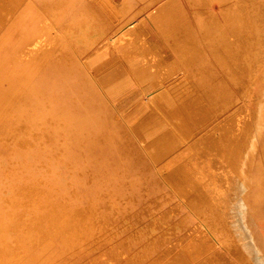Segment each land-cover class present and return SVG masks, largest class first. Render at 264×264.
<instances>
[{"label": "rangeland", "instance_id": "374dc122", "mask_svg": "<svg viewBox=\"0 0 264 264\" xmlns=\"http://www.w3.org/2000/svg\"><path fill=\"white\" fill-rule=\"evenodd\" d=\"M23 1L25 3L26 0H22L21 2ZM41 1L42 0H40V2ZM43 1L45 2L48 0ZM53 1L54 0H50L49 2ZM63 1L67 4L71 0L67 2L66 0ZM73 1L79 3L77 0ZM126 1L128 0H94L92 4L95 11H87L88 14L91 13L90 17H87L88 14L82 15V13H80V8H78L79 4L75 2H70L69 4H72L70 6H68V4L64 6L70 9H68L67 11L69 12H67L65 11L66 9L63 8L68 15L66 13L64 16L65 12H60L57 9V11L63 13V15H58L59 12L57 13L56 19H59L61 17L60 15L63 16L57 20L58 25L59 21L63 23L60 24L61 27L60 25H56L57 28H62L63 26V28H65L66 25L70 24V22L68 24L65 23V21H67L66 19L69 21L71 19L70 17L75 14L78 15V13L81 15L79 14L78 17H76L77 15L72 17L71 22L74 20L77 21L76 19L79 20L85 16L87 19H90L91 22L96 21L95 25H97V28L103 25L101 28L105 33H103L102 40H99L100 43L96 45L97 52L88 50V52L85 53L87 55H84V57L82 55L78 56V61L81 63L80 65L77 63L78 61L75 62L79 66H82L87 59L88 62H92L91 66L94 68L91 66L87 69L82 67V71H86L84 72V76L87 78H83V72L79 71V67L78 71L80 73H78L76 68L77 64L75 66L73 62V64H70L72 67L68 65L69 69H73L75 66V70L71 71L68 70L67 64H65L66 61H63L66 65L64 66L61 60L57 61L54 57L53 59L50 58V60L55 61L50 62L49 59L47 60L48 67H43L46 66V64H40L41 62H38V65H40L39 67L36 65V62L35 64L30 63L31 65L33 64L32 66L34 67H26V64L29 65V62L24 63L20 57L19 59L21 60L17 58L20 54L19 50H17L19 53L14 50L13 54H15L13 57V50L11 49L16 48H9V46H13L12 43L16 42L18 45L20 43L19 48H21L23 43L30 38V34L32 35V31H29L30 29L33 30L34 28L33 34L36 32L35 29H37L38 32L40 23L38 22L39 19L35 17H38L39 14L36 13V10H30L28 8V10L24 12V7H21L23 8L22 10L20 7L18 10L15 9L13 12L14 14L10 13L12 15L7 14L8 21L14 18L12 17L13 15L17 16L15 17L17 20L12 19L17 21L15 23H18V25L16 24V29H18L17 26L20 24L27 25V27H22L20 25L21 29L19 27L18 30L13 32V36L16 33V36H14L15 40L12 36L9 38L10 40L7 39L9 44L10 42L12 43L9 46L8 43H5L7 49L4 47L3 53L1 51L2 55L0 54V60L3 61H0V67L6 66L4 64H7L6 67H8V70L5 69L6 67H3V72L0 71V78L2 79L4 75H7V79L10 80L12 78V82L8 80L9 83H11L10 85L3 78L1 81H4H0V83H3L2 85L6 87L8 85V89L10 86H14V92L17 91V95H15V93L12 95L11 93L12 97L16 96L22 99L24 96L23 93L25 92L24 94L26 96L28 94L27 92L31 89L27 81H25L28 79L25 75L29 71L28 69L31 67L30 70L33 71V68L35 70L36 67L35 71L39 69L41 73L47 71L46 74H44L46 76L39 72L42 75L40 78L46 77V79L43 78L42 81L39 80L40 74L37 72L39 76L37 75L36 82L40 83L41 86L46 84L54 91L55 88H57L58 91L60 90L58 95L62 93L64 96L62 94L59 96L62 99L65 97L64 101H66V96L69 97L68 100L63 103L62 107L65 106L69 108L72 102V108L79 107L82 109L83 106V108L87 107V112L91 113V116L94 117V122H92L95 123V127L88 124L89 128L87 127L88 129L86 130L90 135L81 136L82 138L80 135L76 137L69 135L71 138L68 139L67 137L69 136L62 138L61 136H63V133L55 131L56 133L54 132L53 138L58 137L55 138L57 141L54 140L53 143H42L45 138L42 134L47 128L40 127L36 129V132H39L38 135H40V139L42 138V142H40L39 136L31 134L32 132L28 130V127L23 128L25 131L21 130L22 128L20 127L23 125L21 122H23L24 119L22 117L24 116L20 113L19 115L16 114L17 120L14 115L15 112L14 114L13 112L4 113L10 118L6 117L9 119L7 123L10 126L6 123L5 115H2L5 118L2 121L1 119L3 117L1 116V125L2 123L7 125L5 126L6 129L4 125H2L3 127L0 126V250L2 251V253H0V263L10 264L9 260H11V257L15 256L14 252L17 249L16 247H18L17 244H20L19 246L21 248L19 254L23 253L24 250H28L27 247L29 246V249L32 246L35 249L38 248L41 242L35 241L34 243H28L31 242L28 240L29 221L34 222L38 219H44L46 215L48 216V219L45 218L44 220L46 224L48 223L46 220L49 221V219H53L49 218L50 216L48 213L42 211V208H46L43 205H41L43 207H36L34 204H30L32 205L30 206L27 202H18L15 204L16 206H13L6 203L4 199L14 194L15 197H18L17 199L23 198V201H27L29 196L22 195V197L19 194L17 196V190L19 189V191H21L22 188V191H26L34 197L46 195L49 191H58L57 202L59 199V204L65 199L62 198L61 200V196L68 195L69 197H66L68 198L66 200H70V203L65 200L63 202H68L70 204L68 205V203H66L68 206H71L70 210L72 209V214L77 216L80 212L83 215H87V218H84V220H87H85L87 228L83 229V231H86L83 232L80 231L82 228L78 230L77 227V229L74 227V231L72 232H75L74 236H79V238H75L72 232H69V235H71L73 239L70 238L71 241L68 240L69 243L65 242L66 246L64 245L63 237H57V233H55V236L52 235L50 238L55 241L54 249L49 253L43 252L40 261L39 259L36 260L38 264L43 260L45 262H41L40 264H252V260L240 259L238 251L241 250V245L236 238V233L233 232L229 219L221 214V211L216 206L212 205L213 202L209 200L207 194H205L200 187L194 186L192 183L190 185H184L182 183L183 177H189L187 173L176 174L175 172L172 173L164 170L162 167L163 161L156 160L149 146H156V143L159 145L163 143L161 141L162 139L167 136L170 137L171 135L174 139L178 140L176 143V145H179L177 146L178 149L185 147L195 139H204L211 147L212 153L217 156V159L219 158L221 162H223V165L226 163L229 169L237 176V180L243 184L241 199H243L245 209L248 213L251 230L255 237L264 241V0H194V2H192V0H180L183 9H181V11L177 9L176 11L170 10L169 12L174 16L173 18L177 17L178 20L183 18L185 23L187 22V24H185L187 27L185 31L193 32V36L197 41V44H194L193 47L188 44L190 40H187L188 43H186L187 38L184 39L178 36L179 38L176 37L178 39H175L174 33H184L179 27L184 26L181 20V22L179 21L176 24V20L172 21L174 22L172 24H153L154 21L151 18L156 13L155 9H158L161 4H164V2L168 0H151L155 2L149 8H144V6L147 1L150 0H129L128 4L130 5V10H127L125 6H123ZM36 2L40 3L39 1ZM42 2L40 4H42ZM100 5H108L110 8H106L108 11H98L97 8H99ZM73 8L75 10L78 8L80 12H78V10L75 11ZM19 9L21 11H19ZM32 11L35 14H33ZM182 13L185 14L181 16ZM26 14H28L29 17ZM22 15L27 17L25 18ZM177 15H179V17ZM32 16H34L33 19ZM171 17L172 16H170V19L173 20ZM19 19L22 23L19 22ZM25 19L28 21L24 22ZM73 23H71V27ZM79 23L80 22H78V25ZM173 24L174 27H172ZM10 25L11 24H9L8 27ZM78 25L74 24L73 29L81 27L82 24ZM0 27H3L0 28V32L5 30L3 25H0ZM139 27H144L143 30L147 33L143 35V39L147 44L146 46H159L161 54L160 56H154V59L151 58L152 55H149L144 58L139 57L138 60L145 58L149 60L153 59L154 65L149 72L156 74L155 77L158 78L153 80L154 83L149 81L137 83V81L131 77V80H134L137 84L131 82L128 86L111 96L101 87L98 80L108 74L117 65V67H125L121 63L123 61L122 56H126L125 51L129 49V45L135 46L136 34L132 31ZM23 29L29 32L26 33ZM19 30V34L21 31L25 32H23V36L25 34V37L18 34L17 31ZM93 31H96V29H90L88 31L90 33L88 41L95 37L92 34ZM52 33L56 35V31H52ZM17 34L19 35L18 39L20 41L17 39ZM26 35L29 36V38H26ZM12 38L13 41H11ZM72 39L77 43H83L82 40H77L76 37ZM179 39L182 40L180 41ZM107 42L111 43L108 44ZM119 45L121 46L119 47ZM105 47L108 48L106 49ZM5 51H7V53ZM5 54H8L9 58ZM12 57L14 58L13 61H11ZM6 58H8V60H6ZM9 60L11 64L7 62ZM15 60L18 62L21 61L23 64L14 62ZM147 60L143 63L145 64V68ZM3 62L5 63L3 64ZM12 62L15 63L14 65L17 67L14 69L21 70H13L14 66L12 67ZM56 62H61L62 65L59 63L56 67ZM16 63L18 64L16 65ZM100 63L103 64L101 65ZM18 65H21L22 68H19L21 66ZM103 65L105 66L103 67ZM53 67H61V69L56 71V68L54 69ZM101 67L103 70H101ZM9 68L16 72L11 71ZM259 68L263 70L261 75L257 70ZM23 69H25V73L22 71ZM98 69L100 71H97ZM65 70H68V72L66 73ZM9 71L12 73L10 74ZM50 71H52V74L49 73ZM55 71L60 73L55 76ZM96 71L98 72L97 75L95 74ZM63 72L65 74H63ZM72 72L77 75L75 74L73 76V74H71ZM1 73H3V77ZM48 73L50 74V81L49 76H47L49 75ZM69 73L73 80L69 76ZM53 74L55 77L58 76L59 78L52 77L51 75ZM17 75H20L18 76L19 79H17ZM20 77H23V80L27 84L21 81L22 79ZM67 77L69 80H67ZM16 79L18 80L16 85L19 87L18 89H16L13 84H16ZM80 79H83V81ZM87 79L89 80L88 82ZM51 80L52 82L55 81V85L57 84V86L54 84L52 85ZM58 81L62 89L59 88L60 85ZM92 81L94 82V86H96L95 88L92 86ZM61 82L66 84H61ZM79 82L80 86L83 85L84 87H79ZM83 82L84 84L89 83V86L88 84H82ZM68 84L72 85L71 89H69L71 85L69 86ZM85 86L88 87L85 88ZM22 87L27 88V90L28 88L30 89L27 91L26 89L23 90ZM92 90L97 92L94 93ZM12 91L13 90H11V92ZM21 92L22 94L20 95ZM89 93L91 96L86 98ZM78 94H81V96ZM28 95V97H30L32 94ZM101 95L103 99H100ZM248 95L250 96V98L247 99L249 103L248 101L246 103L245 97ZM79 96L80 99L83 98L85 101L83 99L80 100ZM90 97H93L94 101H92ZM91 101L92 108L90 107ZM101 101H104L106 104L104 102L101 103ZM148 101L150 102L148 103ZM11 103L12 102H10V104ZM97 103L99 106L96 105ZM12 105L16 107L14 104H11L10 107H12ZM23 106L25 107V105H22V108ZM40 106H42V104ZM104 107H106V109ZM88 109H91V111H88ZM110 110L113 113H111ZM109 112L114 115L112 116L113 122L116 120V122L122 121L126 124L123 131V127L122 125L120 127V124H118L117 127L111 126V115L108 116L106 114H110ZM247 114L250 115V119L247 121L244 120L241 129L238 130L236 127V118L238 116L244 118ZM11 118L15 119L12 120ZM17 121L21 123V125H17L18 127L20 126V131L18 127L15 126L18 124ZM12 122H16V124H14L15 130L17 128L18 130L16 131L20 134L22 133V135L19 134L21 136L20 139L26 142L27 139L34 136V139H36L34 140L32 138L33 140H31L34 143L37 141L40 143H30L32 145L30 148H33L34 151L31 150V152L30 148L26 147L28 143L18 138L19 136L16 134L18 132H16L14 128L13 133L16 134L14 137H12L14 135L13 133H11L12 135H10V137L6 135L12 132ZM24 123H28V121H24ZM8 126L11 128L8 130L9 132H6L5 130L9 129ZM73 127L75 130L79 129L75 124ZM118 127L121 129H117ZM32 128H34L33 130L35 131L36 126L30 129L32 130ZM42 128L44 129L43 131ZM55 128L59 130L57 127ZM111 128L112 130H110ZM242 128L247 129L248 132L241 133L240 131ZM80 129H82V127H80ZM113 131H118L120 133H115ZM3 132L5 134H3ZM26 132L31 135L28 133L26 134ZM40 132H42V134ZM46 132H49V129ZM24 133L26 136H24ZM2 135L7 141L1 139L3 138ZM63 141L65 143H63ZM35 145L39 146L34 148L36 147ZM178 149H175L176 152L179 151ZM91 170L95 171V174L93 171L90 172ZM85 174H87L88 177ZM10 175L12 176L10 177ZM8 176L11 179L5 180L4 178H8ZM92 177L94 180H92ZM8 181H10V184ZM73 187L74 189L76 188L75 192L74 189H72ZM66 188L67 190L71 188L69 190L71 193L66 191ZM62 189L63 191L65 189V193L69 192L70 195L69 193L64 194V192L60 193ZM59 204L57 203V206ZM38 207L41 208H39L41 211L38 210ZM35 209H37L36 212L38 213L39 211L41 215H38L39 213L37 214ZM46 211H48L47 208ZM37 216H40V218ZM77 217L68 216L67 218L78 220ZM63 218H65L63 220L67 219L66 216ZM78 218L80 222L81 218ZM78 221H76V224L79 226L80 224ZM61 228L59 232H61ZM206 229L212 233L215 239L209 237L210 234H208ZM81 234L86 236L83 237ZM196 235H203L208 241L207 247L211 249H205V254L200 257L198 261L191 263L190 261H192L193 257L191 258L188 253L189 256H187L186 252L183 251V241L188 239L191 240ZM39 239H37V241H39ZM74 239H78L77 243ZM80 239H82V241L79 243ZM72 241L75 242L77 247L80 246L81 249L79 248L78 250ZM179 241L180 243H178ZM26 244L28 245L26 246ZM176 244H180L181 247ZM63 245L65 247H63ZM69 246H74V249ZM62 248L64 249L62 250ZM65 251L66 254L64 253ZM2 254L3 256L1 257ZM10 255L11 257L9 258ZM24 255L25 254L20 255L19 258L24 257ZM211 257L215 258L212 259ZM7 258H9L8 261L6 260ZM37 262L35 263L37 264ZM27 263L31 264L32 262L27 261Z\"/></svg>", "mask_w": 264, "mask_h": 264}, {"label": "bare ground", "instance_id": "6f19581e", "mask_svg": "<svg viewBox=\"0 0 264 264\" xmlns=\"http://www.w3.org/2000/svg\"><path fill=\"white\" fill-rule=\"evenodd\" d=\"M22 0H0V25H3L4 27H5V30H3L2 32H0L1 33V35H0V39L2 40H0L1 42H0V54L2 55V53H3V50H4V47L6 48V44L8 43V46L12 43V42H10V44H9V42H7V39H9L11 36L14 38V40H15V37L14 36H16V33H15V35L13 36V32H15L16 30H18L19 29V27H20V25L19 26H17V28L18 29H16V24L18 25V23H15V22H17V21H14V20H12V19H15V20H17L15 17H17V16H12V17H14V18H12L11 16V20L9 19V21L7 20V18H8V15L10 14V13H13L14 11H15V9L16 10H18V8L20 7V9L22 10L23 8H21V7H24V12L26 11V10H28V9H34V10H36V13H38L39 14V16L38 17H35V18H37V19H39L38 20V22L40 23V26H38V32H37V29H35L36 30V32L33 34V30H34V28H33V30H29V31H32V35L30 34V38H29V36H27L26 35V38L28 37L29 39H27V41L26 42H24V40H23V45L21 46V48H19L20 46V43H19V45L16 43H12L13 44V46H9V48L11 47H13V48H16V49H11V50H13L12 51V54H13V52H14V50H19V52H20V54H19V56L17 57L18 58V60H21L22 59V61L24 62V63H27V62H29L28 64L29 65H27L26 64V67L27 66H31V67H34V66H32L30 63H34L35 64V62L37 63L36 65H38V62L40 63V64H46V66H43V67H48L47 66V60L49 59V61L51 62V61H55V60H50V58H52L53 59V57L54 58H56V60L57 61H62V63H63V61H66L65 62V64H67V67H68V70H75L74 68H75V66H76V64L78 63L79 65L81 64V63H79V61H78V56L79 55H82L83 57H84V55H87V54H85V53H87L88 52V50L90 51V50H94V52L97 50V44H99L100 43V39L102 38V36H103V33H105V32H103L104 30H102V28L101 27H103V25L99 28V26H98V28H97V25H95L96 24V21L94 22V21H90V19H87V17H90L91 15V13H89L88 14V12H90V11H95V9L93 8V1L94 0H77V1H79V3H77L76 1H73V0H71L70 2H75V3H77V4H79V7L78 8H80V10H81V12L78 10V8H77V10H78V12H80V13H82V15H85V14H88L87 15V17H85V16H83V18H80L81 19V21H80V19L78 20V19H76L77 21H73V22H76V23H73V22H71L72 20V17H74V16H76L77 14H75V15H73L72 17H70L71 19L68 21V19H66L67 21H65V23H69L70 22V24H68V25H66V24H64V25H66V27L65 28H60L61 27V25L60 24H63L62 23V21H61V23H60V21H59V25H60V27L59 28H57V26L56 25H58L57 23V20H59L61 17H63L62 15H63V13H60V12H65V11H67L68 9H69V7H64V6H66L67 4H68V6H70V5H72V4H69L70 2H68L67 4L63 1V0H57V1H53V2H49L50 0H48V1H41L42 2V4H40L41 2H40V0H26L25 1V3H24V1L23 2H21ZM36 1H39L40 3H37ZM67 1H69V0H66V2ZM129 1V0H128ZM128 1H126L125 2V4L123 5V6H125V8L128 10L130 7V5L128 4ZM132 1V0H131ZM134 1V0H133ZM143 1V0H142ZM191 1V0H190ZM154 2L155 1H147V3H146V5L144 6V8H149L151 5H153L154 4ZM192 2H194V0H192ZM191 2V3H192ZM212 2V1H211ZM23 3V4H22ZM130 3V2H129ZM132 3V2H131ZM133 5V4H132ZM132 5H131V7H132ZM74 6V5H73ZM107 6V7H106ZM106 6H104V5H100L99 6V8H97L98 9V11H105L106 10V8H110L108 5H106ZM26 7V8H25ZM75 7H76V4H75ZM95 7V6H94ZM28 8V9H27ZM63 8H65L66 10L64 11L63 10ZM71 8H72V6H71ZM123 8V7H122ZM179 8V9H178ZM19 9V11H21ZM57 9L60 11H57ZM74 9V8H73ZM72 9V10H73ZM125 9V10H126ZM176 9L177 10H180L181 11V9H183L182 8V5H181V2H180V0H168L167 2H164V4H161V6L158 8V9H155V11H156V13L153 15V17L151 18V19H153V21H154V25H162V24H172V23H174V22H172V21H175V24L176 23H178L180 20L184 23L183 25L184 26H179L183 31H184V33L182 34V33H176L177 34V36H176V34L174 33V36H175V39H178L179 37H183L184 39H186V43H188L187 42V40H190V43H188V44H190L192 47L194 46V44L196 45L197 44V41L195 40V37L193 36L194 34H193V32H188V31H185L186 30V26H185V24H187V22L185 23V21H184V19L183 18H181L180 20H178V18L176 17V18H173L174 16L169 12L170 10L172 11V10H174V11H176ZM56 10V11H55ZM63 10V11H62ZM70 10V9H69ZM75 10V9H74ZM77 10H75V11H77ZM130 10V9H129ZM84 12V14H83V12ZM88 11V12H87ZM106 11H108V10H106ZM124 11V10H123ZM140 11H141V9H140ZM143 11V10H142ZM18 12V11H17ZM23 12V11H22ZM59 12V13H58ZM67 12H69V11H67ZM67 12H65L64 13V16L66 15V13ZM77 12V13H78ZM87 12V13H86ZM182 12H183V10H182ZM20 13V12H19ZM18 13V14H19ZM32 13L33 14H35L33 11H32ZM57 13H58V15L59 14H62V15H60L61 17L59 18V19H56L57 17ZM74 13V12H73ZM80 13H78V15L80 14ZM154 13V12H153ZM8 14V15H7ZM14 14V13H13ZM22 14H24V13H22ZM70 14V13H69ZM178 14H179V12H178ZM185 14V13H184ZM183 13H182V15L181 16H183L184 15ZM10 15H12V14H10ZM17 15V14H16ZM21 15V14H20ZM19 15V16H20ZM28 17H29V15H30V13H29V15L28 14H26ZM32 15V14H31ZM67 15H68V13H67ZM72 15V14H71ZM70 15V16H71ZM78 15L76 16V17H78ZM81 15V14H80ZM18 16V17H19ZM22 16H24V15H22ZM26 16V17H27ZM93 16V15H92ZM170 16H172L171 18L173 19V20H171L170 19ZM178 17H179V15H177ZM9 17V18H10ZM21 17V16H20ZM25 17V16H24ZM25 17V18H26ZM33 17L34 16H32V19H33ZM67 17V16H66ZM82 17V16H81ZM69 18V17H68ZM24 19V18H23ZM32 19H30V20H32ZM36 19V20H37ZM64 19V18H63ZM73 19H75V18H73ZM170 19V20H169ZM65 20V19H64ZM94 20V19H93ZM21 21H22V18H21ZM25 21H28V20H24V22ZM33 21V20H32ZM35 21V20H34ZM180 21V22H181ZM19 22H20V19H19ZM23 22V23H24ZM31 22V21H30ZM78 22H80L79 23V25L80 24H82L81 25V27H79V28H77L76 26H74V27H76V29L74 30L73 29V25L75 24H77L78 25ZM20 23H22V22H20ZM36 23V22H35ZM71 23H73L72 24V27H71ZM9 24H11L9 27H8V25ZM25 24V23H24ZM28 24V23H27ZM30 24V23H29ZM31 24H33V23H31ZM144 24V23H143ZM180 24V23H179ZM178 24V25H179ZM36 25V24H35ZM58 25V26H59ZM78 25V26H79ZM134 25V24H133ZM181 25V24H180ZM22 27L23 26H26L27 27V25H21ZM142 26V25H141ZM170 26H172V25H170ZM188 26V25H187ZM8 27V28H7ZM25 27V28H26ZM28 27H30V26H28ZM37 27V26H36ZM133 27V26H132ZM172 27H174V24H173V26ZM0 28H3V27H0ZM24 28V29H25ZM143 28L144 27H139V28H136V29H134L132 32L134 33V34H136V41H135V46H131V45H129V49H126V56H122V59H123V61L121 62L122 63V65L123 66H125V67H115L113 70H111L110 71V73H108V74H106L105 76H103V77H101L99 80H98V83L101 85V87L106 91V92H108L111 96L113 95V94H115V93H117V92H119L121 89H123V88H125L130 82H131V77H133L134 78V80H136L137 81V83H144V82H146V81H149V82H152V83H154L153 82V80L155 79V78H158V77H155L156 76V74H153V73H150L149 72V70L152 68V66L154 65L153 64V59H154V56H160V48H159V46L158 47H149V46H146L147 44L145 43V41H144V39H143V35H146L147 33H146V31L145 30H143ZM20 29H21V27H20ZM23 29V30H24ZM90 29H96V31H93V36H95L94 38H92V40L91 39H89V41H88V38L90 37V33L88 32ZM105 29V28H104ZM1 30V29H0ZM151 30V29H150ZM174 30V29H173ZM25 31V30H24ZM23 31V32H24ZM28 31V32H29ZM52 31H56V35H53V33H52ZM75 31V32H74ZM170 31H171V29H170ZM18 32V34H19V32H20V30L19 31H17ZM23 32L21 31V33L19 34V35H21V36H23ZM26 33H28L27 32V30L25 31ZM24 32V33H25ZM185 32H187V33H185ZM130 33H131V31H130ZM144 33H146V34H144ZM17 34V39L19 38V35ZM133 34V35H134ZM29 35V34H28ZM20 36V37H21ZM97 36V37H96ZM179 36V37H178ZM23 37H25V34H24V36ZM73 37H76V39L77 40H82L83 41V43H77V42H75V41H73L74 39H72ZM176 37H178V38H176ZM13 38H12V40L11 41H13ZM105 38V37H104ZM174 38V37H173ZM17 39H16V41H17ZM126 39V38H125ZM145 39H146V37H145ZM10 40V39H9ZM8 40V41H9ZM19 40V39H18ZM90 40H91V42H90ZM102 40V39H101ZM106 40V39H105ZM104 40V41H105ZM113 40V39H112ZM128 40V39H127ZM180 40V39H179ZM182 40V39H181ZM180 40V41H181ZM20 41V40H19ZM184 41V40H183ZM18 42V41H17ZM112 42V41H111ZM110 42V43H111ZM6 43V44H5ZM108 44H110L109 42H107ZM185 43V42H184ZM17 45H18V47H17ZM101 45V44H100ZM128 45V44H127ZM15 46V47H14ZM105 46H107V45H105ZM121 45H119V47H120ZM130 46H131V48H130ZM99 47V46H98ZM104 47V46H103ZM94 48H96V49H94ZM106 48V47H105ZM108 48V47H107ZM106 48V49H107ZM114 48V47H113ZM126 48V47H125ZM7 49V48H6ZM104 49V48H103ZM112 49V48H111ZM10 50V49H9ZM8 50V51H9ZM100 50H102V49H100ZM105 50V49H104ZM1 51H2V53H1ZM6 53H7V51H5ZM10 52V51H9ZM18 52V51H17ZM16 52V53H17ZM18 52V53H19ZM97 52V51H96ZM99 52V51H98ZM103 52V51H102ZM17 53V54H18ZM104 53H106V52H104ZM108 53V52H107ZM115 53V52H114ZM15 54V53H14ZM14 54L12 55L13 57H14ZM6 55V54H5ZM5 55H3L4 57H8V54L5 56ZM10 55H11V53H10ZM94 55V54H93ZM92 55V56H93ZM97 55V54H96ZM106 55V54H105ZM120 55V54H119ZM149 55H152V57L151 58H153V59H151V60H149V67H148V70L146 71H141V66H140V62H139V57H145V56H149ZM103 56H104V54H103ZM102 56V57H103ZM114 56V55H113ZM12 57V59H11V61H13L14 60V58ZM19 57L21 58V59H19ZM88 57H90V56H88ZM116 57V56H115ZM121 57V56H120ZM9 58V57H8ZM8 58H6V60H8ZM16 58V59H17ZM87 58V57H86ZM90 58H92V57H90ZM118 58V57H117ZM84 60V59H83ZM88 60V59H87ZM87 60H85L84 61V63H83V65L82 66H79L78 64H77V66H76V68H77V71L79 70V71H82V67L83 68H90V66H91V63L92 62H88ZM1 61V60H0ZM3 61V60H2ZM1 61V62H2ZM78 61V62H77ZM0 62V63H1ZM6 62V61H5ZM5 62H3V64L5 63ZM8 63L10 62V60L9 61H7ZM6 62V63H7ZM14 62H18V61H14ZM20 63H22L21 61H19ZM18 62V63H19ZM75 63V62H77V63H75V64H73V63ZM13 63V62H12ZM18 63H16V65L18 64ZM19 63V64H20ZM57 63V62H56ZM60 63V65H62L61 64V62H59ZM59 63H57L56 64V67L59 65ZM69 63V64H68ZM73 64V65H75L74 67H73V69L71 68V69H69V66L68 65H70V64ZM99 63V62H98ZM9 64H11V62L9 63ZM9 64H8V66H9ZM15 63H13V65H12V67H13V70H17V69H14L16 66L14 65ZM23 64V63H22ZM21 64V65H22ZM52 64V63H51ZM64 64V63H63ZM64 64V66H66ZM101 64V63H100ZM103 64V63H102ZM101 64V65H102ZM107 64V63H106ZM2 65V64H1ZM4 65H6L7 66V64H4ZM21 65H18V66H21ZM35 65V66H36ZM6 66H2V67H0L1 69H0V71L1 72H3V67H6ZM24 66H25V64H24ZM40 65H38V67H39ZM52 66V65H51ZM71 67H72V65H70ZM97 66V65H96ZM105 65H103V67H104ZM107 66V65H106ZM11 67V66H10ZM25 67V68H26ZM31 67H30V69H31ZM50 67V66H49ZM56 67H53L54 69L56 68ZM78 67H79V69H78ZM92 68H94L93 66H91ZM8 67H6L5 69H7ZM17 68V67H16ZM19 68H22V66L21 67H19ZM29 68V67H28ZM27 68V69H28ZM96 68V67H95ZM105 68H107V67H105ZM144 68V67H143ZM9 69H11V68H9ZM30 69H28L29 71L25 74L27 77H28V79H27V77H26V79L27 80H25V81H27V83H28V86L29 87H31V89L30 88H28V90L30 89V91L29 92H27L28 94H32L30 97H28L29 95L27 94L26 96H25V92L23 93V98L22 99H20V98H17L16 96L14 97H12V95H14V93H15V95H17V91H15L14 92V86L13 87H11L10 85H11V83H9V81L10 82H12L11 81V79L9 80V79H7V75H4V77H3V73H1L2 74V77L5 79V81H7L10 85V87H9V89L7 88L8 87V85H7V87L6 86H4V85H2L1 83H0V118H1V116L4 114V113H10V112H13V114H14V112H15V117H16V120H17V115L16 114H18L19 115V113L22 115V116H24V117H22V118H24L23 119V122H21V123H23V125L20 127V128H22L21 130H24L23 128H27L28 127V130H30L32 133L31 134H33L34 136L35 135H38V133L36 132L37 130L36 129H38V128H40V127H43V128H47V129H43L42 128V131L44 130V132H43V134H42V132H40L42 135H44L45 136V138H44V140H43V142H42V138L40 139V135H38L39 137V141L40 142H42V143H46V142H48V143H53V141L55 140V138H58V137H54L53 138V136H54V134L56 133L55 131H58L59 133H63V136H61L62 138H65L66 136H69V135H72V136H79L80 135V137L81 136H88V135H90V134H88V132H87V130L86 129H88L89 127H88V124L89 125H91L92 127H95L94 126V124L95 123H93L94 122V117H92L91 116V113H88L87 112V107L86 108H83L82 107V109L81 108H79V107H77V108H72V106H73V102L71 103V106L68 108V107H62L63 106V103L64 102H66L67 100H68V98L69 97H67L66 96V101H64V99H65V97H63L64 95L62 94V93H60L59 95H63L62 97H63V99L58 95V92L60 91H58L57 90V88H55V91L54 90H52L48 85H46V84H43V83H41V84H43L42 86L40 85V83H38V82H36L37 81V75H38V73L40 72L41 73V70L39 69L38 71H35L36 70V67H35V70H34V68H33V71L32 70H30ZM42 69V68H41ZM50 69V68H49ZM59 69H61V67H58V68H56V71H58ZM62 69H63V66H62ZM8 70V69H7ZM12 69H11V71H13ZM18 70H21V69H18ZM17 70V71H18ZM45 70V69H44ZM43 70V71H44ZM52 70V69H51ZM68 70H65V72L67 73L68 72ZM84 70V69H83ZM92 70V69H91ZM101 70H103L102 69V67H101ZM258 70V73L261 75V73L263 72V70L261 69V68H259V69H257ZM11 71H9L10 72V74L12 73ZM24 73H25V69H23L22 70ZM35 71V72H34ZM55 71V76L57 75V74H59L60 72H56ZM63 71H64V69H63ZM76 71V72H77ZM78 71V73H80ZM88 71V70H87ZM97 71H100L99 69L97 70ZM95 72V74L97 75L98 74V72ZM7 72V71H6ZM5 72V73H6ZM13 72H16V71H13ZM38 72V73H37ZM45 72V71H44ZM47 72V71H46ZM46 72L45 73H41L42 75H44V74H46ZM52 71H50L49 73H51ZM62 72V71H61ZM70 72V71H69ZM83 72V71H82ZM81 72V73H82ZM84 72H86L85 70H84ZM83 72V74H82V76H83V78H85L86 76H84L85 75V73ZM149 72V74L147 75V73ZM8 73V72H7ZM19 73V72H18ZM39 73V74H40ZM48 73V74H49ZM75 73V72H74ZM100 73V72H99ZM105 73V72H104ZM40 74V76H39V78L40 77H42V75ZM52 74V73H51ZM63 74H65L64 72H63ZM70 74V73H69ZM71 74H73V72L71 73ZM71 74L69 75L70 77H71ZM76 74V73H75ZM75 74H73V76L75 75ZM16 75V74H15ZM67 75V74H66ZM77 75V74H76ZM81 75V74H80ZM86 75H88V74H86ZM9 76V75H8ZM18 76H20V75H17V79H19V77ZM44 76H46V75H44ZM47 76H49V81H50V74L49 75H47ZM52 77L54 76V74L53 75H51ZM54 76V77H55ZM61 76V75H60ZM64 76V75H63ZM79 76V75H78ZM1 77V76H0ZM13 77V76H12ZM24 77V78H25ZM98 77V76H97ZM96 77V78H97ZM2 78V79H3ZM9 78V77H8ZM21 78V77H20ZM44 78V77H43ZM43 78H40L39 80H41L42 81V79ZM55 78H59L58 76L57 77H55ZM54 78V79H55ZM74 78V77H73ZM87 78V77H86ZM1 78H0V81L2 80ZM7 79V80H6ZM15 79V78H14ZM16 79V80H17ZM22 80L21 81H24L23 80V77L21 78ZM44 79H46V77L44 78ZM52 79V78H51ZM53 79V80H54ZM56 79V80H57ZM71 79H72V77H71ZM75 79V78H74ZM89 79V78H88ZM87 79V82L89 81ZM9 80V81H8ZM15 80V81H16ZM48 80V79H47ZM47 80H45V81H47ZM67 80H69L68 79V77H67ZM73 80V79H72ZM80 80H82L83 81V79H80ZM85 80V79H84ZM92 80V79H91ZM4 81V80H3ZM3 81H1V82H3ZM24 81V82H25ZM45 81H43V82H45ZM77 81V80H76ZM86 81V80H85ZM51 82H52V80H51ZM50 82V83H51ZM63 82V81H62ZM61 82V84H66V83H62ZM65 82H66V79H65ZM73 82H75V81H73ZM81 82V81H80ZM80 82H79V87H84L83 85H81L80 86ZM17 83H18V80H17V82H16V84L15 83H13L14 85H15V87H16V89H18L19 87H17L16 85H17ZM19 83H21V82H19ZM26 83V82H25ZM26 83V84H27ZM45 83H47V82H45ZM55 81L54 82H52V85L54 84L55 85ZM92 86H94V82L92 81ZM6 84V83H5ZM12 84V85H13ZM24 84V83H23ZM58 84H59V81H58ZM74 84V83H73ZM76 84V83H75ZM82 84H84V82L82 83ZM85 84H88V86H89V83H85ZM84 84V85H85ZM91 84V83H90ZM96 84H97V82H96ZM25 85V84H24ZM24 85H21V86H24ZM50 85V84H49ZM60 85V84H59ZM69 85V84H68ZM71 85V84H70ZM69 85V86H70ZM254 85H256V84H254ZM51 86V85H50ZM55 86H57V84L55 85ZM88 86H85V88H87ZM91 86V87H92ZM26 87H27V85H26ZM52 87V86H51ZM66 87V86H65ZM65 87H64V89H65ZM71 87H72V85L70 86V88L69 89H71ZM76 87V86H75ZM90 87V88H91ZM96 86H94V88H95ZM11 88H13V89H11ZM23 88V87H22ZM59 88L60 89H62V87H61V85L59 86ZM89 88V89H90ZM24 89H26L27 90V88H23V90ZM50 89V90H49ZM53 89H54V87H53ZM67 89V88H66ZM73 89V88H72ZM75 89V88H74ZM82 89H84V88H82ZM91 89H93V88H91ZM11 90H13L12 92H11ZM20 90H21V87H20ZM27 90V91H28ZM57 90V91H56ZM80 90V89H79ZM87 90V89H86ZM95 90V89H94ZM94 90H92L93 92H94ZM22 91V90H21ZM63 91V90H62ZM66 91V90H65ZM69 91H71V90H69ZM74 91H76V90H74ZM91 91V92H92ZM20 92V91H19ZM57 92V93H56ZM85 92V91H84ZM93 92H92V94H93ZM95 92H97V91H95ZM94 92V93H95ZM11 93H12V95H11ZM65 93V92H64ZM77 93V92H76ZM81 93H82V91H81ZM88 93V92H87ZM86 93V94H87ZM103 93V92H102ZM22 94V92L20 93V95ZM57 94V95H56ZM69 94V93H68ZM100 94V93H99ZM99 94H97V95H99ZM75 95H77V94H75ZM78 95H80L81 96V94H78ZM85 95V94H84ZM96 95V96H97ZM19 96V95H18ZM80 96H79V99H80ZM88 96H91L90 95V93H89V95H87L86 96V98L88 97ZM95 96V97H96ZM84 97V96H83ZM98 97V96H97ZM103 96L101 95V97H100V99L102 98ZM89 98V97H88ZM90 98H92V101H94L93 100V97H90ZM99 98V97H98ZM106 98V97H105ZM145 98H147V97H145ZM250 98V96L248 95V96H246L245 97V102L247 103V101H248V103H249V100H247V99H249ZM252 98V97H251ZM11 99H12V101H11ZM75 99V98H74ZM77 99V98H76ZM78 99V100H79ZM81 99H83V98H81ZM80 99V100H81ZM96 99V98H95ZM103 99V98H102ZM70 100V99H69ZM80 100H79V102H80ZM84 101H85V99H83ZM87 100H89V99H87ZM90 101V100H89ZM92 101H91V104H90V107H91V105H92ZM10 102H12L11 104H14L16 107H14L13 105H12V107H10ZM71 102V101H70ZM75 102V101H74ZM87 102V101H86ZM97 102V101H96ZM104 102V101H103ZM102 101H101V103H103ZM142 102V101H141ZM150 101H148V103H149ZM67 103H69V102H67ZM94 103V102H93ZM99 103V102H98ZM98 103L96 104L97 106H99L98 105ZM105 103V102H104ZM10 104V105H9ZM25 105V107L23 106V108H22V105ZM42 104V106H40ZM106 104V103H105ZM17 105H20V106H17ZM84 105V104H83ZM87 105H89V104H87ZM107 105H108V102H107ZM27 106H29V107H27ZM60 106V107H59ZM85 106H86V104H85ZM101 106V105H100ZM104 106H106V105H104ZM93 107V106H92ZM91 107V108H92ZM102 107V106H101ZM110 107V106H109ZM108 107V108H109ZM79 108V109H78ZM105 109H106V107H104ZM104 108H102V109H104ZM107 108V109H108ZM99 109V108H98ZM97 109V110H98ZM104 109V110H105ZM111 109V108H110ZM91 111V109H88V111ZM24 111H26V112H24ZM100 111H101V108H100ZM108 111H109V109H108ZM111 111V110H110ZM22 112V113H21ZM95 113V112H94ZM99 113V112H98ZM110 113V112H109ZM111 113H113L112 111H111ZM108 114V113H106L108 116L109 115H111L110 117H111V121H112V116H114V115H112V114ZM6 114H4L5 115V118L8 116H6ZM102 114V113H101ZM100 114V115H101ZM103 114H104V111H103ZM102 114V115H103ZM96 115V114H95ZM98 116H99V114H98ZM104 116H105V114H104ZM3 117V116H2ZM19 117V116H18ZM97 117V116H96ZM95 117V118H96ZM4 117L1 119V121L2 120H4L5 119ZM7 118H9V117H7ZM5 119L6 120V123L7 122H9V119ZM20 118V117H19ZM115 118V117H114ZM119 118V117H118ZM118 118H117V121H118ZM12 119V118H11ZM15 118H13L12 120H14ZM102 119V118H101ZM106 119V118H105ZM107 119H108V117H107ZM248 119H250V115L249 114H247L244 118H242V117H237L236 118V121H237V123H236V127L238 128V130H240L241 129V127H242V123L244 122V120H248ZM100 120V119H99ZM104 120V119H103ZM114 120V119H113ZM20 121H22V120H20ZM19 121V122H20ZM24 121L26 122V121H28V123H24ZM30 121V122H29ZM93 121V122H92ZM98 121V120H97ZM110 121V122H111ZM245 121V122H246ZM11 122V121H10ZM109 122V123H110ZM17 123H18V121H17ZM21 123H18V124H16V122L15 123H13L12 122V132H10V134L8 133V134H6V135H8L9 137H10V135H12L11 133H13V128H14V130H15V127H14V124H16L15 126H17V125H21ZM30 123V124H29ZM106 123V122H105ZM107 123H108V121H107ZM113 123V124H112ZM112 123H111V126H113V127H117L118 126V124H120V127H121V125H122V127H123V129H122V131L124 130V126H126V124L125 123H123L122 121H118V122H116V120H115V122H113L112 121ZM8 124V123H7ZM6 124V125H7ZM11 124V123H10ZM74 124L76 125V127H78L79 129H76L75 130V128L73 127L74 126ZM2 125H4V123H2ZM1 125V123H0V126H2ZM6 125H4V128H5V126ZM9 125V124H8ZM108 125V124H107ZM10 126V125H9ZM8 126V128L9 129H7V130H5L6 132L8 131V130H10V128L11 127H9ZM36 126V128H35V131L33 130L34 128H32V130L30 129L31 127H35ZM105 126V125H104ZM3 127V126H2ZM18 127V126H17ZM19 127H18V129H19ZM30 127V128H29ZM55 127H57V129H59V130H56V128ZM80 127H82V129H80ZM88 127V128H87ZM98 127V126H97ZM107 127V126H106ZM3 128V129H4ZM108 128H110V127H108ZM6 129V128H5ZM17 128H16V130H18ZM49 129V132H46L47 130ZM99 129H100V125H99ZM117 129H121V128H117ZM15 130V131H16ZM41 130V129H40ZM93 130V129H92ZM110 130H112V128L110 129ZM4 131V130H3ZM19 131H20V129H19ZM25 131V130H24ZM103 131V130H102ZM121 131V130H120ZM9 132V131H8ZM16 132H18V131H16ZM21 132H23V131H21ZM55 132V133H54ZM90 132V131H89ZM113 132H115V131H113ZM116 132H118V131H116ZM115 132V133H116ZM241 133L243 132V133H247L248 132V130L247 129H245V128H242V130L240 131ZM28 132H26V134H27ZM111 133H112V131H111ZM118 133H120V132H118ZM3 134H5L4 132H3ZM14 134V133H13ZM16 134H18L17 136H19L18 138L20 139V135H22V133L20 134L19 132L18 133H16ZM16 134H14L12 137H14ZM20 134V135H19ZM25 134V133H24ZM23 134V135H24ZM26 134L24 135V136H26ZM29 134V133H28ZM31 134H29V135H31ZM58 134V133H57ZM56 134V135H57ZM41 135V136H42ZM115 135V134H114ZM8 136H7V138H8ZM17 136H16V139H17ZM24 136H23V138H24ZM34 136L32 137L33 139H34ZM43 136V137H44ZM58 136V135H57ZM119 136V135H118ZM2 137L3 138H1V139H4V136L2 135ZM28 137V136H27ZM37 137V136H36ZM80 137H78V138H80ZM31 137L29 138V139H27V138H25V139H27L26 140V142L28 143V146L26 145V147H29L30 148V146L32 147V145L30 144V143H34L32 140ZM37 138V139H38ZM68 138H71V136H69V137H67V139ZM82 138V137H81ZM6 139V138H5ZM4 139V140H5ZM11 139V138H10ZM24 139V140H25ZM32 139V140H31ZM36 139V138H35ZM34 139V140H35ZM85 139V138H84ZM20 140H22V139H20ZM72 140V139H71ZM5 141H7V140H5ZM10 141V140H9ZM23 141V140H22ZM55 141H57V140H55ZM80 141V140H79ZM163 143H161V144H159L158 145V143H156V146H149V148L151 149L150 151H151V153L152 154H154V157L156 158V160L158 159V160H161V161H163V164H162V167H163V169L164 170H166V171H169V172H172V173H176V174H188L189 175V177H183L182 178V180H183V184L184 185H190L191 183L194 185V186H197V187H200L201 188V190L205 193V194H207V197L209 198V200L210 201H212L213 202V204L212 205H214V206H216L220 211H221V214H223L227 219H229V221H230V224L232 225V228H233V232L234 233H236L235 235H236V238H237V240L239 241V243H240V251H238V255L240 256V259L242 258L243 260H248V261H250V260H252V264H264V241L262 240V239H260V238H257V237H255V235H254V233L252 232V230H251V226H250V224H249V217H248V213H247V211H246V209H245V204L243 203V199H241V195H242V192H243V184L241 183V182H239V180H237L238 178H237V176L229 169V166L226 164V163H224V165H223V162H221V160L218 158L217 159V156L216 155H214V153H212V149H211V147L208 145V143L204 140V139H195V140H193L191 143H189L188 145H186L185 147H183V148H181V149H178V147L177 146H179V145H176V143L178 142V140L177 139H174L173 138V136L171 135L170 137H165L164 139H162L161 140ZM23 142H25V141H23ZM25 142V143H26ZM38 142V141H37ZM37 142H35V143H37ZM61 142V141H60ZM34 143V144H35ZM39 143V142H38ZM37 143V144H38ZM56 143V142H55ZM62 143V142H61ZM63 143H65L64 141H63ZM24 144V143H23ZM30 144V145H29ZM40 144V143H39ZM251 145H252V143H251ZM25 146V145H24ZM23 146V147H24ZM34 146V145H33ZM36 147H34V148H37L39 145H35ZM25 147V148H26ZM28 148V149H29ZM175 149H178L179 151L178 152H176V150ZM24 150V149H23ZM27 150V149H26ZM31 150H33V148L31 149L30 148V151ZM175 150V151H174ZM34 151V150H33ZM32 152V151H31ZM37 152V151H36ZM174 152H176V153H174ZM9 167V166H8ZM6 168V167H5ZM7 169V168H6ZM9 170H11V169H9ZM12 170H13V167H12ZM5 171V170H4ZM87 171H89V170H87ZM93 170H91L90 172H92ZM7 172V171H6ZM9 173V172H8ZM11 173V172H10ZM87 173V172H86ZM93 173L95 174V171H93ZM88 174V173H87ZM87 174H85L86 176H87ZM92 174V173H91ZM89 175V174H88ZM12 175H10V177H11ZM93 176V175H92ZM9 176H8V178H4L5 180L6 179H8L9 180V178H10ZM88 177V176H87ZM91 177V176H90ZM11 179V178H10ZM92 180H94V178L92 177ZM3 182V181H2ZM5 182V181H4ZM10 181H8V183H9ZM6 183V182H5ZM7 184V183H6ZM10 184V183H9ZM8 184V185H9ZM12 184V183H11ZM52 189H55V188H52ZM71 189V188H70ZM70 189H68L67 190V188H66V191H69ZM72 189H74V187L72 188ZM76 189V188H75ZM75 189H74V192H75ZM61 190V189H60ZM59 190V191H60ZM58 192V191H57ZM57 192H53V191H49L46 195H38L37 197H34V196H32L31 194H29V193H27L26 191H22V188H21V191H19V189L17 190V196H18V194L19 195H27V197L29 196V199H27V201L25 200V201H23L22 199L23 198H21V199H17L18 197H15L14 195L13 196H11V197H6L4 200H6V203L7 204H10V205H13V206H16L15 204L16 203H18V202H24V203H28L29 205L30 204H34L36 207L37 206H41V205H43L44 207H46L47 208V210L48 211H46V208H42V211H45L44 213H48V215L50 216L49 218H53L52 220L51 219H49V221L48 220H46L48 223L46 224L45 222H44V220H45V218L46 219H48L47 217V215L46 214H44V215H46V217L44 218V219H38L37 221H34V222H31V221H29V224H28V236H29V239L28 240H30L31 242H28L27 240H25V241H27L28 243H34L35 241L36 242H41L40 243V245L38 246V248H33V246L29 249V247H27V249L28 250H24V252L23 253H21V254H19V252L21 251L20 249V244H17V246L18 247H16L17 249H16V251L14 252V254H15V256H13V257H11V255L9 256V258L11 257V260H9V258H7L6 260L8 261H10V264H24L25 262L27 263V261H31L32 263L31 264H34L35 262H37L36 260L37 259H39V261H40V259H41V255H43V252H46V253H49V252H51V250H53L54 249V246H55V241H53L50 237H52V235H54L55 236V233H57L56 234V236L57 237H59V236H61V237H63V242H64V245H65V242L66 243H69L68 242V240H70L71 241V239L70 238H72L73 239V237L71 236V235H69V232H72V231H74L73 230V228L75 227H77L78 228V230H79V228H82V230H80V231H83V229H86L87 227H86V221L84 220V218L86 217L87 218V215L85 214V215H83V214H81L80 212H79V214L77 215L78 217H80L81 218V220H80V222L78 221L79 220V218L77 217V216H75V215H73L72 214V212H71V210H70V207L71 206H68V205H70L69 203V201L68 200H66V199H68V198H66V197H69L68 195L66 196H61V200H62V198H65L64 200L65 201H68V202H66V203H68V205L65 203V202H63L64 200H62V203H64V204H62V203H60L59 204V199H58V202H57ZM61 192H64V194H66V193H71V191H69V192H66L65 193V189H64V191H63V189H62V191H60V193ZM73 192V191H72ZM76 192H77V190H76ZM70 193H69V195H70ZM73 194V193H72ZM62 195H63V193H62ZM75 195L77 196V194L75 193ZM74 195V196H75ZM23 197V196H22ZM71 197H73V196H71ZM25 199V198H24ZM69 199H71V198H69ZM15 200H18V201H15ZM57 203L59 204L58 206H57ZM30 206H32V205H30ZM43 206H41V207H43ZM68 207V208H67ZM33 208V207H32ZM40 207H38V210L39 211H41L40 209H39ZM44 209V210H43ZM36 210L37 209H35V212H36ZM39 211H38V213H39ZM34 212V213H35ZM37 213V212H36ZM35 213V214H36ZM37 213V214H38ZM38 215H41L40 213L38 214ZM35 216V215H34ZM66 216V218L68 217V216H71V217H77V219L78 220H76V221H78V223L80 224L79 226L76 224L77 222L75 221V220H73V218H70V219H66V220H63V219H65V218H63V217H65ZM38 217V216H37ZM35 218V217H34ZM38 218H40V216L38 217ZM42 218V217H41ZM83 219V220H82ZM32 220V219H31ZM45 223V224H44ZM62 227V228H61ZM62 229L61 230V232H59L60 230L59 229ZM76 228V229H77ZM65 230V231H64ZM207 230V229H206ZM57 231V232H56ZM84 231H86V230H84ZM83 231V232H84ZM88 231V230H87ZM206 232V231H205ZM204 232V233H205ZM207 232H208V234H210V236L209 237H211V238H213V239H215V237L212 235V233L210 232V231H208L207 230ZM75 233V232H74ZM73 232H72V235L74 236L75 234H74ZM89 233V232H88ZM91 233V232H90ZM71 234V233H70ZM76 234H77V232H76ZM85 234V233H84ZM200 234V233H199ZM79 235V234H78ZM82 235V234H81ZM80 235V236H81ZM89 235V234H88ZM204 235V234H203ZM203 235H196L195 237H193L191 240H186V241H183V244H184V247L182 248L183 249V251L184 252H186V254L188 253V254H190V256H191V258H192V261H190L191 263L192 262H196V261H198L199 259H200V257H202L204 254H205V249H209L208 247H207V240L205 239V237L203 236ZM54 236H53V238H54ZM71 236V237H70ZM83 236V235H82ZM86 236V235H85ZM85 236H83V237H85ZM208 236V235H207ZM206 236V237H207ZM39 237H40V239H39ZM41 237H42V239H41ZM75 237V236H74ZM79 238V236H76L75 238ZM82 238V237H81ZM89 238V237H88ZM24 239V238H23ZM37 239H39V241H37ZM83 239V238H82ZM82 239H80V241H79V243L82 241ZM84 239H86V238H84ZM209 239V238H208ZM77 240L78 239H74V241H76V243H77ZM88 240V239H87ZM212 240V239H211ZM24 241V240H23ZM74 241H72V243L74 242ZM84 242V241H83ZM210 243H212L211 241H209ZM22 243V242H21ZM78 243V244H79ZM178 243H180V241L178 242ZM24 244V243H23ZM36 244V243H35ZM34 244V245H35ZM71 244V243H70ZM69 244V245H70ZM74 244H75V242H74ZM28 244H26V246H27ZM33 245V244H32ZM63 245V247H65ZM81 245H83V244H81ZM177 246H180V244H176ZM209 245H211V244H209ZM21 246H22V244H21ZM75 247H77V245L75 244L74 245ZM74 246L73 247H71V246H69V247H71V248H73L74 249ZM24 247V246H23ZM181 247V246H180ZM207 247V248H206ZM210 247H212V246H210ZM78 248V250H79V248H80V246H78L77 247ZM213 248V247H212ZM64 248H62V250H63ZM68 249V248H67ZM70 249V248H69ZM76 249V248H75ZM81 249V248H80ZM211 249V248H210ZM209 249V250H210ZM70 251V250H69ZM73 251V250H72ZM63 252V251H62ZM209 252H211V251H209ZM208 252V253H209ZM0 253H2V251L0 250ZM5 253V252H4ZM65 254H66V251L64 252ZM7 254V253H6ZM5 254V255H6ZM22 254H25L24 255V257H20L19 258V256L20 255H22ZM187 254V256H189ZM237 254V253H236ZM8 255H9V252H8ZM56 255H58V254H56ZM56 255H55V257H56ZM63 255V254H62ZM3 256V254L1 255V257ZM7 256V255H6ZM6 256H4V257H6ZM210 256V255H209ZM213 256V255H212ZM4 257H3V259H4ZM186 257V256H185ZM57 258V257H56ZM212 259L213 258H215V257H211ZM210 258V259H211ZM44 259V258H43ZM188 259V258H187ZM211 259V260H212ZM23 260V261H22ZM25 260V261H24ZM55 260H57V259H55ZM182 260H184V259H182ZM179 261V260H178ZM185 261V260H184ZM1 262H3V261H1ZM34 262V263H33ZM42 263L43 262H45L44 260L43 261H41ZM40 262V263H41ZM180 262V261H179ZM244 262V261H243ZM25 263V264H26ZM39 263V264H40ZM53 263V262H52ZM54 263H55V261H54ZM178 263V262H177ZM185 263V262H184ZM0 264H2V263H0ZM28 264V263H27ZM36 264V263H35ZM37 264H38V262H37ZM180 264V263H179Z\"/></svg>", "mask_w": 264, "mask_h": 264}, {"label": "crops", "instance_id": "0c3cea01", "mask_svg": "<svg viewBox=\"0 0 264 264\" xmlns=\"http://www.w3.org/2000/svg\"><path fill=\"white\" fill-rule=\"evenodd\" d=\"M149 47H150V46H149ZM155 47H156V46H155ZM147 59H148V58H145V59H141V60H139V62H140V66H141V71H145V70L147 71V70H148V67H149V59H148V60H147ZM145 60H147V62H146V64H147V65H146V68L144 67L145 64H143V63H145ZM117 66H118V65H117ZM143 67H144V68H143ZM114 68H115V67H114ZM114 68H113V69H114ZM113 69H112V70H113ZM109 73H110V72H109ZM131 82H134V80H131ZM131 82H130V83H131ZM130 83H129V84H130ZM134 83H136V82H134ZM129 84H128V85H129ZM136 84H137V83H136ZM128 85H127V86H128Z\"/></svg>", "mask_w": 264, "mask_h": 264}]
</instances>
